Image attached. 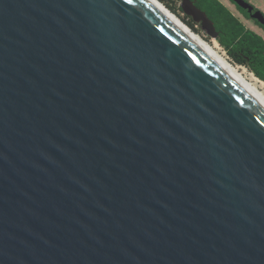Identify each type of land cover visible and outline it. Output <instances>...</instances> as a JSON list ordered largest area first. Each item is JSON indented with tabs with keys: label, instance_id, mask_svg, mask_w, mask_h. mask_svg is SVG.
Here are the masks:
<instances>
[{
	"label": "water",
	"instance_id": "95a60500",
	"mask_svg": "<svg viewBox=\"0 0 264 264\" xmlns=\"http://www.w3.org/2000/svg\"><path fill=\"white\" fill-rule=\"evenodd\" d=\"M0 264H264V110L146 0H0Z\"/></svg>",
	"mask_w": 264,
	"mask_h": 264
},
{
	"label": "trees",
	"instance_id": "16d2710c",
	"mask_svg": "<svg viewBox=\"0 0 264 264\" xmlns=\"http://www.w3.org/2000/svg\"><path fill=\"white\" fill-rule=\"evenodd\" d=\"M201 1L218 26V42L228 57L234 63L246 66L258 79L264 81V41L233 20L220 5L210 0Z\"/></svg>",
	"mask_w": 264,
	"mask_h": 264
},
{
	"label": "flooded vegetation",
	"instance_id": "af4514ba",
	"mask_svg": "<svg viewBox=\"0 0 264 264\" xmlns=\"http://www.w3.org/2000/svg\"><path fill=\"white\" fill-rule=\"evenodd\" d=\"M178 3V6L174 4V6L182 11L184 16H187L189 20L185 19L187 25L195 26L198 25L202 30L206 32L208 36H210L206 29L202 27L201 21H195L193 16L186 12V9L183 6L184 0H173ZM206 1V0H205ZM250 7V10L247 8H242L236 1L234 0H210L211 3L218 4L222 9L225 10L242 27H244L249 32L259 36L264 41V0H243ZM190 3H186V8H190L191 6H195L200 11L204 12L210 21H212L215 32L217 34L215 38L218 41L220 36V31L217 28V24L213 18L207 13V10L204 8V2L201 0H189ZM170 8V7H169ZM171 9V8H170ZM172 10V9H171ZM173 11V10H172ZM220 18V16H219ZM212 37V36H210Z\"/></svg>",
	"mask_w": 264,
	"mask_h": 264
},
{
	"label": "bare ground",
	"instance_id": "6f19581e",
	"mask_svg": "<svg viewBox=\"0 0 264 264\" xmlns=\"http://www.w3.org/2000/svg\"><path fill=\"white\" fill-rule=\"evenodd\" d=\"M160 13L174 28L186 36L208 58H210L243 92L264 110V96L248 82L240 72L228 62L214 47L201 38L188 25L183 23L174 13L164 6L159 0H146Z\"/></svg>",
	"mask_w": 264,
	"mask_h": 264
},
{
	"label": "rangeland",
	"instance_id": "374dc122",
	"mask_svg": "<svg viewBox=\"0 0 264 264\" xmlns=\"http://www.w3.org/2000/svg\"><path fill=\"white\" fill-rule=\"evenodd\" d=\"M166 8H168L172 13H174L183 23L186 24L185 19L189 20L187 16H184L182 11L177 9L176 6H178V3L174 2L173 0H159ZM169 6L173 9V11L169 8ZM187 25V24H186ZM194 32H196L201 38H203L207 43H209L212 47L215 48V50L221 54L228 62H230L237 70L241 73V75L250 82L259 93H261L264 96V81L258 79L246 66L239 65L234 63L225 52L224 48L219 44V42L206 34L204 30H202L198 25H188Z\"/></svg>",
	"mask_w": 264,
	"mask_h": 264
},
{
	"label": "snow or ice",
	"instance_id": "6c2138e0",
	"mask_svg": "<svg viewBox=\"0 0 264 264\" xmlns=\"http://www.w3.org/2000/svg\"><path fill=\"white\" fill-rule=\"evenodd\" d=\"M129 2H130V0H129Z\"/></svg>",
	"mask_w": 264,
	"mask_h": 264
}]
</instances>
